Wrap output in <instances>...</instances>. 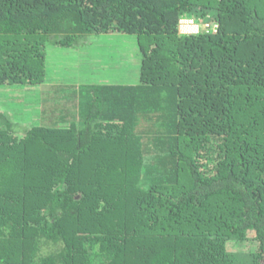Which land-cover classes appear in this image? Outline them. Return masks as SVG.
Segmentation results:
<instances>
[{"label": "trees", "instance_id": "16d2710c", "mask_svg": "<svg viewBox=\"0 0 264 264\" xmlns=\"http://www.w3.org/2000/svg\"><path fill=\"white\" fill-rule=\"evenodd\" d=\"M125 34L136 84H45ZM0 86V264H264V0H0Z\"/></svg>", "mask_w": 264, "mask_h": 264}, {"label": "rangeland", "instance_id": "374dc122", "mask_svg": "<svg viewBox=\"0 0 264 264\" xmlns=\"http://www.w3.org/2000/svg\"><path fill=\"white\" fill-rule=\"evenodd\" d=\"M204 24L193 22V26L198 25V27L190 28L189 26L182 28L179 25V32L183 35L199 34L205 30ZM106 38L102 40L104 47L94 51L93 60H88L85 51L72 49L58 53L54 50L50 55L51 77L45 84L70 85V88L76 91H79L77 87L80 88L83 84H108L113 79H118L124 85L136 84L138 81L136 72L140 69V53L138 54L136 49V36L125 34L121 37L106 36ZM55 63L57 64L54 65ZM66 90V87L62 89L64 95H67ZM38 91V87L28 86L27 89L21 90L18 86H0V113H4L16 125L18 135H24L25 131L39 122L41 100Z\"/></svg>", "mask_w": 264, "mask_h": 264}, {"label": "built area", "instance_id": "2783aa9c", "mask_svg": "<svg viewBox=\"0 0 264 264\" xmlns=\"http://www.w3.org/2000/svg\"><path fill=\"white\" fill-rule=\"evenodd\" d=\"M193 25V21H188V20H182L181 21V26L182 27H186V26H189V27H191ZM205 26H204V28H205V30L207 31V32H210V30L211 31H215L216 29H217V25H214V26H211V25H209V24H204Z\"/></svg>", "mask_w": 264, "mask_h": 264}, {"label": "clouds", "instance_id": "9594fccd", "mask_svg": "<svg viewBox=\"0 0 264 264\" xmlns=\"http://www.w3.org/2000/svg\"><path fill=\"white\" fill-rule=\"evenodd\" d=\"M187 19H188V20H192L193 22H195L194 19H190V18H186V19H185V18H182V19L180 20V22H179V25H181V21H182V20H187ZM179 27H180V26H179ZM181 27H182V26H181ZM191 27H198V25H197V26H193V25H192ZM182 28H184V27H182ZM188 28H190V27H188ZM179 29H180V28H179ZM203 32L209 33V32H207L206 30H204ZM210 32H213V31H210ZM186 35H192V34H186Z\"/></svg>", "mask_w": 264, "mask_h": 264}]
</instances>
